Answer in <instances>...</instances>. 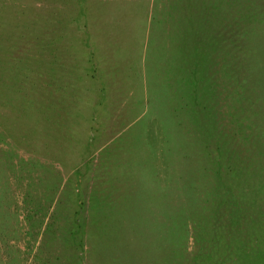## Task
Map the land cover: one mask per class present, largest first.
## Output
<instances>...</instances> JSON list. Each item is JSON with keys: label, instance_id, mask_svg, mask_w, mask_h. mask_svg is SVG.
I'll list each match as a JSON object with an SVG mask.
<instances>
[{"label": "rangeland", "instance_id": "rangeland-1", "mask_svg": "<svg viewBox=\"0 0 264 264\" xmlns=\"http://www.w3.org/2000/svg\"><path fill=\"white\" fill-rule=\"evenodd\" d=\"M0 264H264V0H0Z\"/></svg>", "mask_w": 264, "mask_h": 264}, {"label": "trees", "instance_id": "trees-1", "mask_svg": "<svg viewBox=\"0 0 264 264\" xmlns=\"http://www.w3.org/2000/svg\"><path fill=\"white\" fill-rule=\"evenodd\" d=\"M217 173H219V171H217Z\"/></svg>", "mask_w": 264, "mask_h": 264}]
</instances>
